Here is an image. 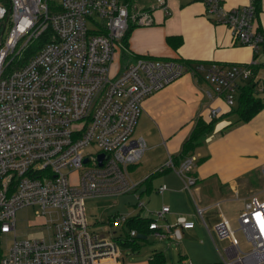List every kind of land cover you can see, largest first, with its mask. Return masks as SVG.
<instances>
[{
	"label": "built area",
	"instance_id": "2783aa9c",
	"mask_svg": "<svg viewBox=\"0 0 264 264\" xmlns=\"http://www.w3.org/2000/svg\"><path fill=\"white\" fill-rule=\"evenodd\" d=\"M223 1L203 0L206 17L257 52L264 36L255 31L253 0L231 10ZM156 3L166 5L165 0ZM151 22L147 13L131 12L125 0H0V237L14 235L0 264H117L121 244L139 233L126 229L130 217L123 215L108 222L121 227L118 236L91 232L86 201L134 191L128 168L145 151L143 140L133 138L143 102L185 73H202L208 96L230 108L239 82L252 77L253 64L188 68L180 61L152 58H139L111 76L115 47L132 25ZM47 30L54 41L19 63L29 43ZM219 114V108H211L208 118ZM197 160L192 154L175 166L169 157L158 172L172 170L191 193ZM166 190L162 185L157 191ZM194 205L216 249L215 239L229 240L219 251L220 264H264V200L250 196L238 217L251 247L247 253L221 212L209 231L205 209ZM137 206L144 208L140 201ZM213 207L219 210L220 204ZM27 208L38 227L47 225L46 214L55 213L46 239H17L16 213ZM169 212L163 206L149 219L147 231L159 240L179 239L181 229L194 228L184 217L174 227L160 225Z\"/></svg>",
	"mask_w": 264,
	"mask_h": 264
},
{
	"label": "crops",
	"instance_id": "0c3cea01",
	"mask_svg": "<svg viewBox=\"0 0 264 264\" xmlns=\"http://www.w3.org/2000/svg\"><path fill=\"white\" fill-rule=\"evenodd\" d=\"M165 1V10L157 7L151 11L153 22L150 25L131 26L123 49L127 53H124V59L121 61L117 60L119 58L114 54L116 65L112 75L115 76L143 57L180 60L191 65L201 63L204 67L216 64L226 68L255 61L253 71L259 90L258 96L264 101V47L254 54L250 47L239 45L227 27L209 21L203 0ZM249 3L250 0H224L223 6L226 10H231ZM254 26L264 36V0L259 1ZM203 78L202 73L186 74L145 100L142 112L156 123L162 140V144L157 143L155 147L163 145L166 156L154 163L153 167L145 166L146 168L142 167L141 170L138 165L142 157L154 146L148 143L145 136L137 139L134 132L133 138L143 140L145 151L139 162L128 168L129 177L136 185L134 191L129 194H133L137 201L143 204L141 198L144 194L149 201L157 203L154 210L148 212L150 217L138 213L130 218L149 220L153 212L167 206L170 212L165 215L160 225L174 227L177 219L184 217L194 222V228L181 229L179 239L168 235L159 240L153 233L147 231L144 239L136 240L147 242L151 237L158 241H155L156 244L164 243L161 248L154 250L146 262H126V257L139 249L137 242L128 243L121 246V256L117 264H165L164 245H169V242L177 244L172 253L171 247L167 249L173 259L175 258L173 253L177 251L178 264H220L219 251L226 247L221 250L220 240L215 239L219 250L216 249L202 220L195 214L194 202L199 208L205 209L202 218L208 230L212 231L208 220L214 218V225L220 220L219 211L213 207L215 204H220L219 210L229 222L238 223L237 217L240 212L234 217H227L221 210V204L232 199L230 195H234L241 203V211L246 199L253 195L258 197L256 193L264 191V107L249 122H241L239 115L232 112L221 99H211L208 96L210 86ZM211 108H219L220 114L212 132L203 138V141L204 139L206 141L205 146L198 151L201 144L193 152L197 153L195 155L201 161L192 171L191 175L196 179V184L191 193H188L175 172L172 170L158 172V169L169 157L174 158L181 153L182 144L190 135L196 118L200 117L204 122H208V112ZM131 177L135 180L133 181ZM153 184L156 186L153 187ZM162 185H165L167 190L159 194L157 190ZM256 186L260 187L258 191L253 190ZM146 204L142 209L136 204L137 210L140 212L145 209ZM109 207L111 205L104 207L103 213H108ZM115 215L119 214L108 216L105 224H108L110 218ZM216 256L218 260L220 258L218 263H215ZM174 262L177 261L174 259Z\"/></svg>",
	"mask_w": 264,
	"mask_h": 264
},
{
	"label": "rangeland",
	"instance_id": "374dc122",
	"mask_svg": "<svg viewBox=\"0 0 264 264\" xmlns=\"http://www.w3.org/2000/svg\"><path fill=\"white\" fill-rule=\"evenodd\" d=\"M132 2H133L131 4L133 7V10H131L132 12L147 13L148 15H150V17H151L150 13H151V11H153V9H156L158 7V8H162L165 10V8H166L165 7L166 5H164L163 7H160L156 3V0H151V2H149L148 0H132ZM255 19H256V14L254 15V19H253L254 25H255ZM151 20H152V17H151ZM233 39L235 40L234 37H233ZM238 44L242 45L241 43H238ZM242 46L250 47L248 45H242ZM262 47H264V45H262ZM124 48H125V46L123 43H121L115 47L114 54H116V56H118L119 59H117V60H119V61L124 59L123 56L127 53L126 50L125 51L123 50ZM259 50L257 52H255V50L252 49L254 54H257L259 52ZM116 56L113 59V64L110 66V75L111 76H113L112 74L115 70ZM161 60H172V59H161ZM176 61H180V60H176ZM254 62L255 61H252L251 64L254 65ZM253 65H252L251 69H253ZM184 75H186V73ZM183 76H181V77H183ZM236 94H237V92H235V95ZM135 136L137 139H139L141 136L147 137L148 143L151 144L152 146H154V147H152L151 150H148L145 152V155L142 157V161L138 165L140 168L145 167V166L146 167H153L154 163L158 162L159 159H162V157L166 156V150H165V147L163 145H158L157 147H155V145L157 143L162 144L161 136H160V133L158 131V127H157L156 123L153 120H151L150 117L145 112H142V115L140 116V118L138 120L137 126L135 128ZM205 144H206V141L204 139L202 145L198 148V151H201L202 147H204ZM194 154L197 155V153H194ZM141 170H143V168ZM140 178H141V176H140ZM70 179L72 182H75L76 177H75L74 172L71 173ZM134 180L135 179H133V181ZM155 186H156V184H153V187H155ZM258 189H260V187H257V186L253 187L254 191H258ZM256 194L258 195V198L260 200H264V191H262L260 193H256ZM230 196L232 199H228L227 201L223 202L221 204V210L224 212V214L227 217H234V216L238 215L239 212H240L239 213V215H240L242 212V210L240 211L241 203L236 199V196H234V195H230ZM136 198L134 197L133 194L128 193V194L117 195V196H112V197H105V198H101V199H89V200H87L86 201V210H87V220H88L89 230L91 232L105 233V234L115 232V234H113V236L116 237L119 235V231L121 230V227L105 224V222H106L105 220L111 214L118 213L119 215L131 217L132 215L139 213L140 215L142 214V216L150 217L148 212H151L152 210H154V208L156 206L155 204H157V203L153 202V201H149L147 195L144 194L143 197L141 198V200L144 202V204L145 203H147V204H146L145 209H143L139 212L137 210V207H136V204L138 203ZM100 204L105 205L104 207L111 205V207L108 208V211H107L108 213H103L104 207L102 208L101 206H103V205H100ZM243 206H244V203H243ZM242 209H243V207H242ZM218 211L220 212V210H218ZM239 215H238V217H239ZM55 217H56L55 213L46 214L45 219L48 222L47 225L45 227H38V226L34 225L36 223V217L34 216V211L31 208L22 209V210L17 211V213H16V221H17V223H16V237H17V239L18 240H24V239H29V238H31V239H34V238L35 239H46L48 237V234L51 232L50 222L52 220H54ZM238 217H237V221H238ZM208 221L210 223L209 225H210V228L212 230L214 227L213 225L215 223L214 218H211ZM229 223H230L232 230L235 233L234 234L235 237L240 242V248H241L242 252L247 253L251 249V247H250V244L246 241L245 236L239 230V223H236L234 221H231ZM13 239H14L13 233L0 237V257L6 255V253L8 252L9 248L11 247V245L13 243ZM135 241L138 243L137 247L139 249L135 250L133 253L128 255L126 257V260H127L126 262H130V261H145L146 262V261H148V259H149L148 257L152 254V252L154 250L155 251L159 250L161 248V246L164 244V243L163 244H160V243L156 244L155 243L156 240L151 238V237L148 238L147 242H145V241L142 242V240H135ZM156 242H158V241H156ZM164 242L168 243V241H164ZM220 245H221L220 249L221 250L224 249L225 247H227L229 245V240L228 239L220 240ZM164 246H163L164 247V254L166 252V254H165L166 263L165 264H173L174 259H175V261H177V262H174V264H178V260H177L178 253H177V251H174V253H173L174 254L173 257H175L174 259L171 258V255L168 252V249H170V247H171V253H172L173 248L175 246H177V244L169 242V245L165 244ZM216 257L217 258L215 259V263H218L220 261V258L218 260V256H216Z\"/></svg>",
	"mask_w": 264,
	"mask_h": 264
},
{
	"label": "trees",
	"instance_id": "16d2710c",
	"mask_svg": "<svg viewBox=\"0 0 264 264\" xmlns=\"http://www.w3.org/2000/svg\"><path fill=\"white\" fill-rule=\"evenodd\" d=\"M259 1L260 0H253V4L255 7V11L257 13L259 8ZM128 4L130 11L133 10L132 7V0H125ZM132 12V11H131ZM210 21V20H209ZM131 29V28H130ZM125 34L122 43L126 46L127 39L129 36V31ZM255 31L259 32V30L255 27ZM261 33V32H259ZM262 34V33H261ZM54 37L52 36L50 30L42 33L38 38L33 39L28 47L25 49L24 53L22 54L21 58L19 59V63H24L28 59H30L34 54H36L42 46L46 43L53 42ZM147 58V57H143ZM184 65L191 67L192 65L186 63L184 61H180ZM18 60L14 62V66H17ZM254 69H252V77L248 80L241 81L237 85V94L235 95V102L234 106L230 107L232 112L237 113L239 115V121L241 122H249L261 109L264 107V101L258 96L259 90L257 89L258 85L255 81ZM218 118V117H217ZM217 118L210 120L208 122H204L200 118H196L195 125L188 136V138L183 142L181 147V153L177 156L172 158L175 166L179 165L186 157L189 155H195L193 152L195 149L202 144L203 138L212 132L215 123L217 122ZM200 159L197 160L196 165H199ZM170 171V169H166ZM149 220L146 219H138V218H130L129 222L127 223V230L135 229L139 234L145 235L147 233V225ZM136 240V239H135ZM135 240L131 242H127L121 244L124 246L128 243L135 244Z\"/></svg>",
	"mask_w": 264,
	"mask_h": 264
},
{
	"label": "water",
	"instance_id": "95a60500",
	"mask_svg": "<svg viewBox=\"0 0 264 264\" xmlns=\"http://www.w3.org/2000/svg\"><path fill=\"white\" fill-rule=\"evenodd\" d=\"M104 156L103 155H101L99 158H100V160L103 158ZM137 238L138 239H144L145 238V236L144 235H141V234H138V236H137Z\"/></svg>",
	"mask_w": 264,
	"mask_h": 264
}]
</instances>
